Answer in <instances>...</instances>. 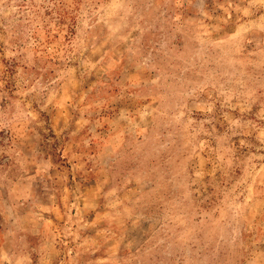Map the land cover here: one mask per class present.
Listing matches in <instances>:
<instances>
[{"label": "rangeland", "instance_id": "1", "mask_svg": "<svg viewBox=\"0 0 264 264\" xmlns=\"http://www.w3.org/2000/svg\"><path fill=\"white\" fill-rule=\"evenodd\" d=\"M0 264H264V0H0Z\"/></svg>", "mask_w": 264, "mask_h": 264}]
</instances>
